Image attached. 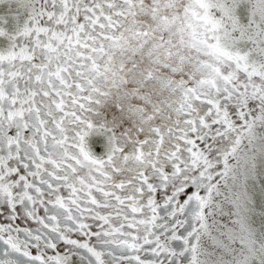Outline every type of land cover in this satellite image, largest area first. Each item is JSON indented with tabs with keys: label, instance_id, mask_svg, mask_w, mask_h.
<instances>
[{
	"label": "snow or ice",
	"instance_id": "1",
	"mask_svg": "<svg viewBox=\"0 0 264 264\" xmlns=\"http://www.w3.org/2000/svg\"><path fill=\"white\" fill-rule=\"evenodd\" d=\"M0 264H264V0H0Z\"/></svg>",
	"mask_w": 264,
	"mask_h": 264
}]
</instances>
